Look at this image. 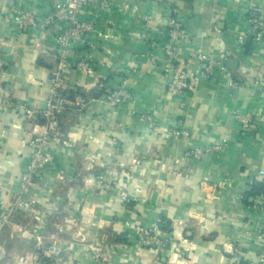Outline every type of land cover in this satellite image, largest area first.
Returning a JSON list of instances; mask_svg holds the SVG:
<instances>
[{
    "label": "crops",
    "instance_id": "crops-1",
    "mask_svg": "<svg viewBox=\"0 0 264 264\" xmlns=\"http://www.w3.org/2000/svg\"><path fill=\"white\" fill-rule=\"evenodd\" d=\"M59 1L0 0V200L6 203L19 188L36 125L22 111L44 108L56 64L50 34L16 33L8 15L15 6L46 14ZM124 1L126 11L109 0L107 8L91 4L79 15L105 34L66 52V85L85 92L89 107L62 114L65 137L51 143L52 163L30 192L35 206L0 230V264L257 261L264 241L252 230L264 213L252 209L249 193L254 181L264 182V174L256 175L264 172V96L250 77H264V51L238 48L233 40L248 30L244 7L252 4L264 16V0ZM171 16L187 34L179 44L185 68L194 69L198 48L213 55L230 49L237 65L229 69L226 61L229 78L218 73L183 96L166 91L170 67L162 43ZM79 59L90 60L91 74L72 66ZM122 76L131 99L113 113L101 95ZM234 110L251 114L242 133ZM219 143L223 150L212 151ZM193 148L210 152L196 159ZM138 226L156 227L167 240L158 258L136 245ZM51 245L60 251L58 263L46 255Z\"/></svg>",
    "mask_w": 264,
    "mask_h": 264
},
{
    "label": "built area",
    "instance_id": "built-area-1",
    "mask_svg": "<svg viewBox=\"0 0 264 264\" xmlns=\"http://www.w3.org/2000/svg\"><path fill=\"white\" fill-rule=\"evenodd\" d=\"M91 4H97L100 8H107L110 2L109 0H60L46 14H36L25 8L15 6L8 15L9 28L16 33H31L42 30L50 34L56 49V64L50 72L48 96L44 108L41 110L24 108L22 111L23 117L26 120L35 122L36 125L27 142L30 153L22 164L18 179L19 188L12 195L10 202L6 203L0 200V230L5 225L11 224L16 216L31 212L35 206V200L30 196V192L44 178L46 168L52 163L51 143L62 141L65 137V131L60 121L62 114L69 109L80 113L89 107L90 101L85 92H80L77 88L69 89L67 87L63 71L69 67L66 52L74 44L87 36L98 40L105 37L104 32L97 28L95 24L79 19V15ZM115 6L119 11H126L127 9V3L124 0H117ZM243 11L248 30L238 32L233 43L238 48L250 44L259 52H263L264 16L261 14L260 9L252 4H247ZM186 37L187 34L182 22L177 17L171 16L168 19V31L166 40L162 43V50L165 61L170 67L166 69V72H170L166 83V91L175 96H183L195 90L203 82L218 73L225 76V78H229L226 61L232 56L230 49H226L220 55H213L198 48L192 55L195 67L191 72L188 71L185 68L184 61L181 60L179 48L180 42ZM72 66L81 73L91 74L93 72V64L90 60L79 59ZM250 80L259 94L264 96V77L256 74L251 76ZM230 86L233 87L234 84H230ZM63 90H71L74 95L69 98L61 94ZM101 99L113 113H118L123 109L131 99L127 78L125 76L120 77L114 88L106 89L102 93ZM231 115L239 132L242 133L249 128L251 122L249 112L234 110ZM223 147L221 143L215 144L212 151L220 153ZM203 152L210 151L193 148L190 153L198 159L203 155ZM263 174L262 170L256 172L257 176ZM252 198V209L262 215L264 213V195L258 193ZM123 199H125L124 195ZM33 232H36V230L33 229ZM252 233L257 241L261 243L264 241V218L261 217L258 220ZM135 237L138 247L147 249L157 258L166 251L167 240L159 235L156 227L148 229L138 226L135 229ZM37 241L38 244H42L40 238ZM66 249L68 248L66 247ZM59 254L60 251L57 250L55 245L49 246L46 250L47 256L57 257L56 263L61 261ZM36 264H44V262L41 261ZM247 264H264V249L259 248L257 261Z\"/></svg>",
    "mask_w": 264,
    "mask_h": 264
},
{
    "label": "trees",
    "instance_id": "trees-1",
    "mask_svg": "<svg viewBox=\"0 0 264 264\" xmlns=\"http://www.w3.org/2000/svg\"><path fill=\"white\" fill-rule=\"evenodd\" d=\"M61 94L66 95L69 98H71L74 95V93L71 90H63V91H61ZM258 193H261L264 195V182H262V181H254L252 183L249 196L253 197L255 194H258Z\"/></svg>",
    "mask_w": 264,
    "mask_h": 264
},
{
    "label": "water",
    "instance_id": "water-1",
    "mask_svg": "<svg viewBox=\"0 0 264 264\" xmlns=\"http://www.w3.org/2000/svg\"><path fill=\"white\" fill-rule=\"evenodd\" d=\"M236 65H237V61L236 60H234V59H228L227 60V67L229 69H235Z\"/></svg>",
    "mask_w": 264,
    "mask_h": 264
}]
</instances>
